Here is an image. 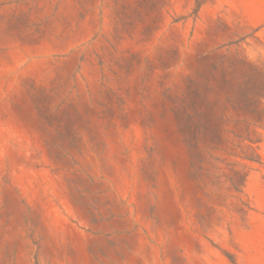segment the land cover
Here are the masks:
<instances>
[{
    "label": "rangeland",
    "instance_id": "1",
    "mask_svg": "<svg viewBox=\"0 0 264 264\" xmlns=\"http://www.w3.org/2000/svg\"><path fill=\"white\" fill-rule=\"evenodd\" d=\"M0 264H264V0H0Z\"/></svg>",
    "mask_w": 264,
    "mask_h": 264
}]
</instances>
